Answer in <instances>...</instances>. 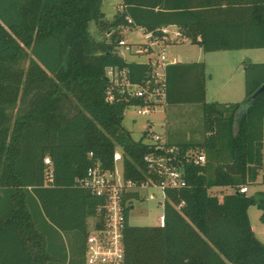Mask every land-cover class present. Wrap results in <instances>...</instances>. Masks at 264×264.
Wrapping results in <instances>:
<instances>
[{"label": "trees", "instance_id": "16d2710c", "mask_svg": "<svg viewBox=\"0 0 264 264\" xmlns=\"http://www.w3.org/2000/svg\"><path fill=\"white\" fill-rule=\"evenodd\" d=\"M102 4L0 0V264H86L100 200L76 178L96 160L112 168L116 148L126 177L146 178L150 148L123 125L126 101L106 100L109 66L128 68L135 82L148 71L118 53L125 29L160 34L174 24L205 52L264 48V0H122L112 19ZM207 77L204 61L166 68L167 104L201 105L204 129L198 141L169 140L206 161L187 164V187L167 190L165 226L132 225L127 206L121 264H264L248 213L256 204L264 219V191H240L264 183V92L249 104L208 102ZM263 83L264 62L245 64L246 99Z\"/></svg>", "mask_w": 264, "mask_h": 264}, {"label": "built area", "instance_id": "2783aa9c", "mask_svg": "<svg viewBox=\"0 0 264 264\" xmlns=\"http://www.w3.org/2000/svg\"><path fill=\"white\" fill-rule=\"evenodd\" d=\"M128 20L133 22L131 18ZM132 28H137L143 39L134 44L129 43L125 37L120 38L117 50L122 56L123 49L131 53L145 54L147 59L140 62L148 67L147 74L141 81L135 82L131 80L128 68L109 66L106 69V77L110 81L106 100H124L127 103L125 112L129 107H133L138 115L146 116L167 104L166 68L169 64L177 62L176 58L170 56L169 44L180 41L184 35L180 29L171 32L168 26L158 29L160 34L136 24ZM140 138L150 148L143 156L147 167L145 179L126 177L120 148L113 152L112 168H107L101 160H96L85 175L76 178V186L89 190L100 200L97 214L90 222L86 237V264H121L126 254L124 229L127 222V206L133 208L134 201L140 197L147 196L157 200L163 210L156 225L165 226L167 190L187 187V164H202L206 161L203 151L195 148L183 149L179 144L171 143L168 135L160 132L151 121ZM89 155L92 157L93 152ZM44 160L50 166L49 179L52 180V161L49 156ZM248 189L244 185L240 191L248 192ZM133 192H138L139 197H129ZM183 205L184 201L178 208Z\"/></svg>", "mask_w": 264, "mask_h": 264}, {"label": "rangeland", "instance_id": "374dc122", "mask_svg": "<svg viewBox=\"0 0 264 264\" xmlns=\"http://www.w3.org/2000/svg\"><path fill=\"white\" fill-rule=\"evenodd\" d=\"M120 3H122V0H103L102 8L108 19H112ZM90 29L96 39H101L106 34L94 22L91 23ZM125 38L129 43L134 44L143 39L137 28L129 30ZM169 52L171 57L175 56L182 62L190 60L206 62L208 72V102L217 100L222 102L221 99H229V101L234 100L244 103L246 100L245 64L264 62V48L205 52L196 43L183 42L170 46ZM123 57L128 61L139 62L147 59L145 54L131 53L126 49H123ZM24 60L23 63L26 66L27 60ZM210 74L211 78H209ZM228 80H230L229 83ZM150 121L154 123L160 132H165L168 138L172 140L198 141L203 137V110L199 104H166L158 107L155 112L146 116L138 115L135 108L129 107L125 112L123 125L138 139ZM248 188V194H259L264 191V183L258 181L249 185ZM211 191L222 197L223 194L230 192L231 189L214 188ZM162 210V207L157 204V200L147 198V196L144 198L140 197L133 203L130 213V223L132 225H156L159 223V215H161ZM248 213L255 233L264 240V219L261 218L262 210L256 204H252L249 206Z\"/></svg>", "mask_w": 264, "mask_h": 264}, {"label": "crops", "instance_id": "0c3cea01", "mask_svg": "<svg viewBox=\"0 0 264 264\" xmlns=\"http://www.w3.org/2000/svg\"><path fill=\"white\" fill-rule=\"evenodd\" d=\"M102 7H103V4H102ZM103 9V8H102ZM117 9L119 10V9H122V3H120L119 5H118V7H117ZM117 10V11H118ZM104 11V10H103ZM104 13H105V11H104ZM115 15V14H114ZM105 16H106V13H105ZM107 18V17H106ZM113 18V17H112ZM166 26V25H165ZM168 26V28H169V30H171V32H173L174 30H176V29H180V27H178L177 25H167ZM131 29H133L132 27L131 28H128L126 31H125V36H126V34L128 33V31L129 30H131ZM181 30V29H180ZM90 31H91V29H90ZM182 31V30H181ZM138 32H139V30H138ZM140 33V32H139ZM182 33H183V35H184V38L183 39H181L180 41H177V42H173V43H170L169 44V48H170V46H172V45H174V44H179V43H183V42H192V39H193V37L192 36H189V35H187V34H185L183 31H182ZM124 36V37H125ZM197 39H200V35H198L197 36ZM237 50H240V49H237ZM219 51H223V50H219ZM214 52V51H213ZM170 53V52H169ZM174 58H176L175 56H173ZM177 59V58H176ZM190 61H194V60H190ZM177 62H180L178 59H177ZM182 62V61H181ZM184 62H189V61H184ZM205 62V61H204ZM205 64H206V62H205ZM206 72H207V64H206ZM207 75H208V72H207ZM212 76H211V74L209 75V78H211ZM230 82V80H228V83ZM224 83H227V82H224ZM206 89H207V93H206V98H207V94H208V77H207V81H206ZM240 98V97H239ZM242 98V97H241ZM222 100V102H238V101H234V100H230L229 101V99H221ZM218 102H221V101H219V100H217ZM170 139V138H169ZM259 181H261V180H259ZM248 191H249V189H248ZM253 228V227H252ZM253 230H254V228H253ZM254 232H255V230H254ZM256 234V233H255ZM256 236L264 243V240L261 238V237H259L257 234H256Z\"/></svg>", "mask_w": 264, "mask_h": 264}, {"label": "water", "instance_id": "95a60500", "mask_svg": "<svg viewBox=\"0 0 264 264\" xmlns=\"http://www.w3.org/2000/svg\"><path fill=\"white\" fill-rule=\"evenodd\" d=\"M264 92V83L252 94L251 97L247 98L244 103L249 104L257 98L259 94Z\"/></svg>", "mask_w": 264, "mask_h": 264}]
</instances>
